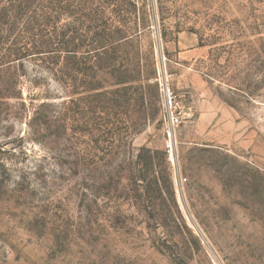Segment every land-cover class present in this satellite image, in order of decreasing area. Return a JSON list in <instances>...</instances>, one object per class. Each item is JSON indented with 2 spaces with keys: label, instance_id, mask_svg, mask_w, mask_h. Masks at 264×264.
<instances>
[{
  "label": "rangeland",
  "instance_id": "obj_1",
  "mask_svg": "<svg viewBox=\"0 0 264 264\" xmlns=\"http://www.w3.org/2000/svg\"><path fill=\"white\" fill-rule=\"evenodd\" d=\"M0 264H264V0H0Z\"/></svg>",
  "mask_w": 264,
  "mask_h": 264
},
{
  "label": "built area",
  "instance_id": "obj_2",
  "mask_svg": "<svg viewBox=\"0 0 264 264\" xmlns=\"http://www.w3.org/2000/svg\"><path fill=\"white\" fill-rule=\"evenodd\" d=\"M163 95L165 99V103L171 105L172 100L175 98V94L168 86L163 88ZM167 155L172 158L174 150L171 145L168 146L166 150Z\"/></svg>",
  "mask_w": 264,
  "mask_h": 264
}]
</instances>
